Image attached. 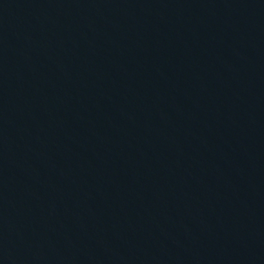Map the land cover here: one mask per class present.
Here are the masks:
<instances>
[{
    "label": "water",
    "instance_id": "obj_1",
    "mask_svg": "<svg viewBox=\"0 0 264 264\" xmlns=\"http://www.w3.org/2000/svg\"><path fill=\"white\" fill-rule=\"evenodd\" d=\"M0 264H264V0H0Z\"/></svg>",
    "mask_w": 264,
    "mask_h": 264
}]
</instances>
